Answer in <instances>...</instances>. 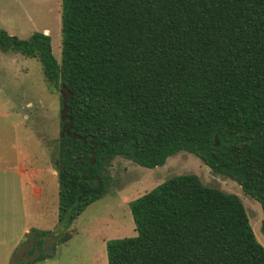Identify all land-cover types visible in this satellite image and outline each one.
<instances>
[{
  "label": "trees",
  "instance_id": "trees-1",
  "mask_svg": "<svg viewBox=\"0 0 264 264\" xmlns=\"http://www.w3.org/2000/svg\"><path fill=\"white\" fill-rule=\"evenodd\" d=\"M60 6L59 62L48 35L0 30V52L37 60L61 106L51 155L60 233L31 230L13 264L53 258L108 192L116 157L154 168L179 151L196 155L259 203L264 232V0ZM130 211L136 236L107 241V264H264L240 199L195 175L167 179Z\"/></svg>",
  "mask_w": 264,
  "mask_h": 264
},
{
  "label": "rangeland",
  "instance_id": "rangeland-1",
  "mask_svg": "<svg viewBox=\"0 0 264 264\" xmlns=\"http://www.w3.org/2000/svg\"><path fill=\"white\" fill-rule=\"evenodd\" d=\"M61 0H0V30L19 39H28L34 32L48 35L54 58H61ZM0 98L9 109L8 116L0 118V151L8 159L14 157L9 146L16 129L17 148L27 150L28 160L38 166L48 162L42 138H46L50 155L54 152L59 136L61 118L60 94L45 81L39 62L19 54L0 52ZM30 101L31 108H25ZM14 111H10V109ZM28 119H23L24 115ZM26 129V130H24ZM30 135L27 142H23ZM4 152V153H5ZM52 159V156H51ZM108 192L89 205L70 227L71 238L56 249L60 264H99L105 256L106 242L136 236L130 204L144 193L155 189L167 179L181 175H195L204 186L227 194L236 195L242 202L257 241L264 248L261 228L263 214L258 202L246 195L227 177L214 174L194 154L179 151L168 157L162 166L143 168L116 157L108 165ZM41 185L43 196L34 206H28L29 225L37 230L54 228L58 208V185L54 176L45 175ZM49 244V243H48ZM47 244V246H48ZM24 256L25 250H21Z\"/></svg>",
  "mask_w": 264,
  "mask_h": 264
},
{
  "label": "crops",
  "instance_id": "crops-1",
  "mask_svg": "<svg viewBox=\"0 0 264 264\" xmlns=\"http://www.w3.org/2000/svg\"><path fill=\"white\" fill-rule=\"evenodd\" d=\"M0 82H2L1 79ZM1 86L2 85H0V88ZM24 105L25 108L32 107L30 101ZM10 111L13 112L14 109L12 108ZM8 114L9 109H6L5 101L0 98V118H4L8 116ZM23 119H28V116L25 114ZM19 125L20 122L13 124V139L9 146L10 151L12 150L13 152V150H15L14 157L8 159V157H6L7 152L4 151L5 153H2L0 151V264L18 263L24 258L21 250H25L28 244L23 247H21L20 244L24 242L26 235H28L31 230L36 229L29 225L31 216L28 212V206L36 207L35 204L42 198V178L45 175L56 177V172L52 166L49 147L47 145L48 140H46V138H42L45 153L48 158V162L45 166H38L36 162L28 160L27 150H22L19 147L17 148L20 138L18 137L16 129L19 128ZM29 137L30 135L26 136L22 141L27 142L30 139ZM53 229H56V232L53 231L55 235L60 233L57 224V216ZM40 231L51 230L40 229ZM66 243L59 246H63ZM56 258L57 253L54 254L53 258L35 264H60ZM98 260H100L99 264H103L105 260L103 253Z\"/></svg>",
  "mask_w": 264,
  "mask_h": 264
}]
</instances>
